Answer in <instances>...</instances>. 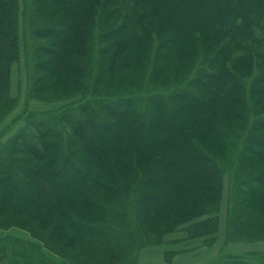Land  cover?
Returning a JSON list of instances; mask_svg holds the SVG:
<instances>
[{"label": "trees", "instance_id": "1", "mask_svg": "<svg viewBox=\"0 0 264 264\" xmlns=\"http://www.w3.org/2000/svg\"><path fill=\"white\" fill-rule=\"evenodd\" d=\"M31 1L33 36L43 43L36 45L30 95L65 102L94 86L86 82L98 43L102 85L97 87L117 94L111 98L118 101L108 104L99 123L86 111L84 129L67 121L78 136L71 142L77 152L65 150L44 122L36 124L35 114L30 123L36 132L22 129L11 142H0V228L26 230L75 264L97 257L99 264H108L124 259L134 240L126 227L128 209L118 208L123 201L137 200L149 233L186 226L190 238L211 237L222 222L223 179L232 173L227 220L249 222L252 156L264 152L262 138L252 137L254 126L264 128L260 118L252 127V70L262 53L252 49V24L264 18V0ZM20 10V0H0V102L5 106L17 100L11 70L20 63ZM177 54L175 72L169 73L166 66ZM151 65L154 84L174 83L175 90L154 89L161 96L143 106L121 103L140 88ZM112 83L114 91L105 87ZM254 95L264 97V91ZM260 156L264 160V153ZM113 198L120 199L118 207H107ZM76 208L100 220L87 227L75 216ZM60 231L68 235L64 241ZM41 247H22L17 254L33 264Z\"/></svg>", "mask_w": 264, "mask_h": 264}, {"label": "rangeland", "instance_id": "2", "mask_svg": "<svg viewBox=\"0 0 264 264\" xmlns=\"http://www.w3.org/2000/svg\"><path fill=\"white\" fill-rule=\"evenodd\" d=\"M31 2L32 1L29 0L27 4L26 0H20L21 10L18 15L19 20L17 21L19 22L20 63H14L11 70V79L13 82L12 98L17 100L7 106L0 102V142H11L18 136L22 129L26 130V134L36 132L35 125L30 123L33 120V118H30V115L35 114L36 124L44 122L48 127L46 130L57 136L60 144L63 145L65 150L68 148L71 153L74 150L77 152L78 148H72L71 142L77 141L78 136L67 121H78L81 125V129H84L85 118L87 117H85V112L87 111L88 114L94 116H90L92 120L99 123V119H102L105 115L104 111L107 110L108 104L117 102L118 100H114L113 98H117L118 96L113 97V95L117 94L104 91L97 87L98 83V85H102L99 81L101 55L100 50L97 48L100 46L98 43L96 44V51H94L93 61L91 60L92 66L90 72L92 75L89 76L86 82L88 85L89 82H92L94 86H89V89L87 88L83 93L77 94L75 98L65 102L49 103L51 101L38 100V98L35 99L33 94L32 96L30 95V88L32 91L35 89L34 82L36 80L35 49L36 45H41L43 43L42 38L33 36L34 26L32 22L33 17L31 16L33 13V5H31ZM255 23L252 24V31L254 30L253 36L255 35L256 40L252 44V49L261 51L262 53L259 57L260 60L256 61V66L252 70V127L256 119H264V97L254 95L257 91H264V18L260 20V22ZM168 31L170 32L171 29ZM190 36L191 35L188 34L189 41L191 42ZM174 42L177 43V41ZM174 47L176 48V46L171 44L169 46V48ZM175 61H178V54L171 60L170 64L166 66L169 68V73L175 72ZM150 67L152 68L148 69L149 72H146L145 79L141 83L140 88L135 90L134 93L122 98L121 103L130 101L138 106H143L144 102L149 98L161 96V94L155 95L158 93L157 91L170 94L175 90L173 89L175 88L174 83L161 87H158L159 85L157 84L155 85L152 79L153 77L148 74L150 70L154 69V66L151 65ZM258 76L261 77V83L256 82L255 84L254 81ZM109 78H111V73L109 74ZM248 84L250 85V83ZM105 87L110 91H114L115 88L114 83ZM179 87H182V85ZM20 90L21 92H19ZM58 98L57 100L62 101ZM249 106H251L250 101ZM6 109H9L7 113ZM22 114V120L15 123ZM62 115L67 116L61 118ZM6 116L7 118L5 119ZM61 119L66 121H62ZM255 136H259V139L262 138L264 141V128L254 126L252 137L255 138ZM133 146L136 145L133 144ZM262 153H259L258 156H252V203L249 202L247 205L250 209L252 208V211L249 210L250 215L247 214L245 217L249 222L244 221L233 225L228 221L230 219L227 220V218H229L227 213L229 209L228 192L230 189L234 190V186L231 182H233L235 173H232L230 177L226 176V179H223V181L225 180V201L218 214L219 220L222 222H220L218 226L217 234L211 237L190 238L187 234L188 231L186 226L172 228L166 233H149L147 231V226L140 222L137 200H134V198L128 199V203L123 201L119 207L120 199L117 200V198H113L110 200V203L106 205L107 207L128 209V217L131 220H127L128 223L126 227L129 228V232H131L134 240L131 244L129 243L128 250H130V252L125 255L124 259L119 258L110 260L108 264H237L240 262L246 264H264V160L261 159L262 157L260 156ZM21 156V154L18 155V157ZM132 156H134L133 153L130 157ZM151 162L152 155L148 156V163ZM92 178L94 182H97L98 179L94 174ZM66 184H69V187H67L68 190L73 189V186H70L71 183ZM254 191L256 194H254ZM76 209L75 216L84 221L87 227L89 224L96 225L97 221L100 220V218L97 219V217L96 220H94L91 214L87 215L82 210ZM96 213H101V209H98ZM117 227L125 228L119 223ZM45 230L47 229L45 228ZM57 235L63 241L67 239L68 236L64 231H60ZM31 246H42V251L40 252L42 255H34L33 264H53L52 262H58L59 264L78 263L75 261H68L56 255L43 245L41 238L32 236L30 232L26 230L18 227H13L11 229L0 228V255L3 257V261L0 260V264H10L11 262L28 264L27 258L21 257L19 253L17 254V250L19 252L22 247ZM66 252L71 254L69 249H66ZM5 254L8 255L9 258L5 256ZM15 257L18 259H15ZM83 259L79 262L80 264H84ZM100 259L99 257L91 259L89 264H99L98 262Z\"/></svg>", "mask_w": 264, "mask_h": 264}]
</instances>
